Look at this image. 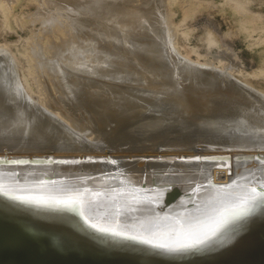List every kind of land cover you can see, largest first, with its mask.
I'll return each mask as SVG.
<instances>
[{
    "label": "bare ground",
    "instance_id": "bare-ground-1",
    "mask_svg": "<svg viewBox=\"0 0 264 264\" xmlns=\"http://www.w3.org/2000/svg\"><path fill=\"white\" fill-rule=\"evenodd\" d=\"M35 1L38 94L0 49V264H264V163L231 161L264 91L180 56L167 0Z\"/></svg>",
    "mask_w": 264,
    "mask_h": 264
},
{
    "label": "rangeland",
    "instance_id": "rangeland-1",
    "mask_svg": "<svg viewBox=\"0 0 264 264\" xmlns=\"http://www.w3.org/2000/svg\"><path fill=\"white\" fill-rule=\"evenodd\" d=\"M11 1L0 0L4 4ZM1 3L0 49L14 57L15 72L23 85L38 94L29 72L31 69H43L29 64L26 57L29 48L35 46L30 47L34 44L30 42L42 33L43 25L37 17L41 9L35 0H14V5L10 6L12 9L6 10ZM161 4L166 17L165 27L169 28L175 50L180 56L201 64L211 62L218 69L228 68L229 73L264 91V0H167L166 4ZM250 73L257 74L259 78ZM48 112L51 114L50 109ZM209 158L196 155L191 160ZM231 161H238L240 165L237 167L243 165V169H249L251 165L264 163V153L259 151L232 156ZM234 168L233 165L228 170L223 166H213L212 170H224L230 176ZM246 171L251 173V170Z\"/></svg>",
    "mask_w": 264,
    "mask_h": 264
}]
</instances>
